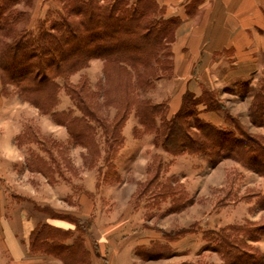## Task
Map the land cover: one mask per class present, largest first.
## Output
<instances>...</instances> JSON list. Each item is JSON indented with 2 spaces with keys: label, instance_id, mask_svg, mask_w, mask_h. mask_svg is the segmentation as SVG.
Segmentation results:
<instances>
[{
  "label": "rangeland",
  "instance_id": "374dc122",
  "mask_svg": "<svg viewBox=\"0 0 264 264\" xmlns=\"http://www.w3.org/2000/svg\"><path fill=\"white\" fill-rule=\"evenodd\" d=\"M67 1L12 0L7 13L13 12L17 18L0 30V48L13 40V35L19 31L28 30L58 14L67 15L68 4H74L72 0ZM152 4L149 21L153 17L156 22L155 18L163 12L167 14L169 8L158 0H153ZM173 11H177V6ZM70 18L80 20L79 15L71 14ZM7 30L11 35H6ZM175 36L176 30L173 36L167 34L165 41L172 44ZM146 53L136 50L139 63L130 64L127 61L128 72L124 74L123 70H115L113 63L104 62L98 56L91 57L84 67L68 75L67 80L76 89H82L84 84L83 90L88 91V106L104 119L106 126H111L119 115L117 108L123 107L122 93L128 80L132 103L141 106L162 103L161 110L170 118L174 113L168 105L170 98L177 100L181 97V103L188 90L199 93L202 78L208 89L213 90L217 107L222 109L220 112L213 107L206 110L204 104L199 103L198 116L208 122L202 124L235 128L239 136L243 134V139L257 143L253 142L258 147V156L250 159L248 156L245 159L227 156L213 162L206 153L182 152L173 155L153 142V130L140 125L133 112L121 127L120 141L114 144L112 151L108 150L109 140L107 142L99 126L94 133V141L89 138L86 143H75L70 140L65 125L57 123L49 113H41L24 99L15 85L7 83L0 90L5 101L0 111V122L7 123V126L0 127V185L6 188L5 196L18 203H21L16 200L18 191L33 196L36 202L29 201L25 205L34 222H42L48 217L74 216L85 226L88 223L90 256L98 255L99 245L107 247L100 242L102 238L97 221L104 225L124 222L118 233L125 232V239L128 233L135 234L126 224L136 220L137 227L141 228L142 224L144 227L134 231L138 234L133 235L134 238L143 237L138 245L129 241L131 236L128 239L132 242L131 250L135 257H140L137 253L147 247L156 246L155 252L159 251L157 247L165 248L160 250L165 260L161 257L149 260L140 257L147 260L142 264H264V153L261 151L264 150V113L256 110L253 104L257 101V98L254 99L256 90L264 88V79L258 76L264 73V69L261 72L252 71L257 67L254 62L237 63L232 68L233 61L228 57L230 51L213 53L212 56L205 51L189 65V73L173 77L174 65L169 60L171 48L161 53L156 65L150 63V52L149 64H141ZM185 53L183 49L179 54L185 58ZM117 72L121 74L117 75ZM150 74L166 77H156L149 84ZM194 74L196 78L192 76ZM56 81L60 89L55 109L73 108V101L65 89L69 82L62 77ZM184 87L185 91L179 96ZM258 101L264 107V100ZM12 107L15 109L13 116L10 112ZM130 107L135 106L131 104ZM74 113L79 111L74 108ZM127 119L133 121L128 133L124 130ZM17 120L19 123H16ZM189 122L192 135L202 134L199 128L193 126V118H189ZM13 131H19V134L13 136ZM19 154L21 158H18ZM35 157L41 158L43 163L37 162ZM32 161L39 169L49 166V172L38 173L31 168ZM85 189L94 204L89 215H82L80 203V195ZM170 192H176V195H170ZM232 224L245 225L249 232L243 244L238 246L241 253L233 252L235 258L228 260L214 249H207L208 243L202 234L206 230L220 231ZM163 231L168 234L162 237ZM73 233L79 238L83 235L78 230ZM129 242L127 249H130ZM53 257H48L46 263L63 264ZM84 261L83 264H91L86 256ZM139 263L135 258L134 264Z\"/></svg>",
  "mask_w": 264,
  "mask_h": 264
},
{
  "label": "trees",
  "instance_id": "16d2710c",
  "mask_svg": "<svg viewBox=\"0 0 264 264\" xmlns=\"http://www.w3.org/2000/svg\"><path fill=\"white\" fill-rule=\"evenodd\" d=\"M11 1H1L0 30L17 18L13 12L7 13ZM72 1L74 4H68L67 15L58 14L57 17L45 19L37 26L29 27L28 30L19 31L13 35V40L0 48L2 87L7 83L15 85L24 99L36 106L41 113H49L57 123L65 125L70 140L75 143H86L89 138L94 141L93 136L99 126L107 142L109 140L108 150L112 151L114 144L120 141L121 127L127 116L133 112L140 125L149 128V131L153 130V142L173 155L182 152L206 153L213 162L227 156H241V159H245V156L249 159L258 156V147L254 145L256 142L246 138L244 141L243 134L240 133L239 136L235 128H224L213 123H209L207 127L202 124L208 122L198 116L199 103H203L206 110L213 107L217 112L222 111L215 103L213 90L208 89L204 82L199 84V94L190 90H188L190 93L185 92L178 109L170 118H167L161 110L162 103H150L144 106L136 102L132 103V97L130 98L129 95L130 80H128L122 93L123 107L117 108L119 115L114 120V124L106 126L103 123L104 119L88 106L86 101L88 91L83 90L84 84L82 89H76L67 80L68 75L84 67L87 59L94 56L103 58L104 62L113 63L115 70H123L124 74L129 63H139V59L136 58L138 54L135 55L136 50L147 51L144 62H141L142 65L149 64V52L152 57L150 63L156 65L161 58V53L170 50L171 44L165 41L166 36L167 34L173 36L180 19L178 15L165 16L163 12L155 18L156 22L153 17L149 21L153 0H146L148 3L145 0H135L132 3L127 0ZM71 14L79 15L80 20H70ZM6 35H11L8 30ZM169 60L172 58L169 57ZM118 73L121 74L117 72V75ZM163 76L165 75L156 77ZM58 77L69 82L65 89L73 101V108L55 109L60 89L56 81ZM156 77L150 74L149 84L154 82ZM256 98L257 101L253 103L256 106L254 108L264 113V107H261L258 101L264 100V88L256 90L254 99ZM131 104L135 107H130ZM74 108L79 111L78 114L74 113ZM189 118H193L195 121L193 126L199 128L202 134H191ZM261 151L264 153L263 149ZM35 158L37 162L43 163L41 158ZM48 167L39 169L35 167L33 161L31 164L32 169L44 173L49 172ZM171 193L169 194L176 195V192ZM27 216L32 218L28 214ZM63 218L73 222L76 228L74 230L82 231L83 235L79 238L73 233L74 231L58 228L45 221L37 222L28 235V250L55 256L63 264H83L85 256L90 263L91 250L86 246L85 241L89 236V224L85 226L81 221H76L78 218L74 216ZM248 232L245 225L232 224L223 227L220 231L206 230L202 235L207 240V249L210 247L229 260L235 258L233 252L241 253L238 246L243 244L242 241ZM178 233L181 234L180 231ZM167 234L168 232L163 231L162 236ZM155 247H147L137 254L145 259L162 258L163 251L160 250L165 248L157 247L159 251L155 252ZM64 252L67 254L65 255Z\"/></svg>",
  "mask_w": 264,
  "mask_h": 264
},
{
  "label": "crops",
  "instance_id": "0c3cea01",
  "mask_svg": "<svg viewBox=\"0 0 264 264\" xmlns=\"http://www.w3.org/2000/svg\"><path fill=\"white\" fill-rule=\"evenodd\" d=\"M158 1L169 8L167 9V14H165L166 16L178 15L181 17L175 29V40L170 46L172 51L171 58L174 65L172 70L173 77L175 75L178 76L179 73L183 75L189 73V65L196 62L205 51L209 52L210 56L213 53L220 54L221 51L222 53L230 51L228 57L233 61L232 68L237 63L250 64L254 62V64H257V67L252 71L261 72L264 69V0ZM174 6H177L175 13H173ZM183 49L187 52L185 53L187 54L185 58L179 54ZM195 74L192 76L196 78ZM258 76H262L264 79V73ZM198 78L200 79V77ZM162 79L166 80V78ZM200 82H204L202 78ZM1 88L2 83L0 82V90ZM185 89L186 87L180 91L179 96L182 95ZM193 92L199 94L195 90ZM1 96L0 93V111L3 110L2 106L5 102ZM180 98L177 100L176 98H170L168 101L171 112H175L179 107ZM4 108L7 109L8 107ZM57 109L66 108L58 107ZM14 110L13 107L10 108L11 116H13ZM131 116L133 117V114ZM16 123H19L18 120ZM132 124L133 121L127 119L124 126V130L127 133ZM5 126H7L6 121L0 122V127ZM18 134L19 131H13V136H17ZM21 156L18 158H21ZM1 157L2 153L0 152ZM37 172L40 173L39 171ZM0 189V264H47L48 257H53L52 255L34 253L27 248L29 232L37 222H34L33 218L27 216L28 209L25 204L29 201L34 202V197L24 191H18L19 193L16 194L18 198L16 197V200L21 203L17 201L13 202L7 195L5 196L6 191L4 189L6 188L3 189V186L0 185ZM88 194L89 192L86 190L80 195L82 215H89L94 205L92 197L90 196L89 198ZM44 221L64 230L74 231L75 229L72 223L65 218L48 217ZM62 222L64 224L67 223L69 226L62 225ZM123 223L104 225L97 221L98 233L102 238L100 242L104 245L106 244L107 247L99 245L98 255H91V264H96V262L99 264H134L135 258L136 261L140 262L139 264L147 261L140 257H135L131 250L132 242H136L135 244L138 245L142 241L143 237L137 236L134 238L133 235H138L134 231L144 227V224L140 228L137 227L138 223L136 220L132 223L128 222L126 227L131 229L135 234L131 235L128 233L124 239L126 233H118ZM129 236H131L130 239ZM128 239L132 242L130 243ZM85 241L86 246L89 247V238L86 237ZM128 242L130 243V249L126 247ZM117 245H119V248ZM161 260H165V258H161Z\"/></svg>",
  "mask_w": 264,
  "mask_h": 264
}]
</instances>
